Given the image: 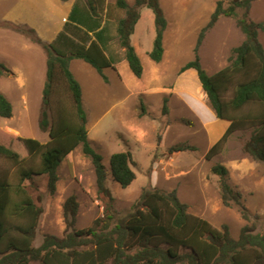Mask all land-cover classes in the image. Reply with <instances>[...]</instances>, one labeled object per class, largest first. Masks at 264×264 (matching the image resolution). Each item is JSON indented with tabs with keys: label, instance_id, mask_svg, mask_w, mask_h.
Returning a JSON list of instances; mask_svg holds the SVG:
<instances>
[{
	"label": "rangeland",
	"instance_id": "obj_1",
	"mask_svg": "<svg viewBox=\"0 0 264 264\" xmlns=\"http://www.w3.org/2000/svg\"><path fill=\"white\" fill-rule=\"evenodd\" d=\"M22 1L0 0V63L10 70L0 78V92L13 106L11 118L0 117V142L15 149L20 147L16 138L34 139L44 144L50 140L49 133L39 127L47 53L32 42L30 34H25L26 28L32 29L39 37L33 28L20 21L25 16V6H18ZM127 1L134 5L135 0ZM218 1L160 0L168 25L164 34L162 64L156 69H153L154 62L149 56L156 37L155 15L151 9L143 7L131 43L142 60L146 75L137 79L128 68L133 80L127 82V90L119 88V76L112 69H104L106 79L98 77L96 70L84 63L82 65L91 74L75 72L88 94L83 104L88 139L103 157L108 173L107 185L115 198L113 224L134 211L143 188L152 187L165 192L175 190L180 201L188 204L191 215L207 220L218 230L227 226L235 239L246 225L254 224L255 233L264 232V164L254 161L243 151L253 128L235 132L222 145L220 152L208 160L206 156L215 144L212 140L220 137L214 125L217 118L195 70L181 73V68L193 59L200 30L209 22ZM100 2L94 1L96 6H100ZM228 5L229 1H225V6ZM238 14L241 16L242 11L239 10ZM250 17L256 22H264V0L252 5ZM259 38L264 46V31ZM244 40L236 19L221 17L207 33L200 48L201 63L206 72L213 75L228 66L231 51ZM124 62L127 65V61ZM72 68L74 70L75 65ZM163 88H186L187 95L167 97V93L163 95ZM234 90L235 85L225 97H232ZM165 99L168 101L167 114L163 111ZM58 102L75 111L64 83L58 86L52 100L53 109L48 112L50 121L56 114ZM255 108L248 107L247 110ZM182 144L191 145L196 150L170 152L171 147ZM126 151L133 156L136 179L123 189L110 174V158ZM23 153L25 168L38 170L40 157L31 156L26 151ZM216 164L228 169L229 183L241 193L242 202L251 214V222L243 219L238 207L223 205L219 177L212 173ZM19 170V166L0 157V174L12 183H17ZM58 176L54 195L47 189L46 176L26 183L37 205L43 209L35 247L41 245L45 235L65 236L63 206L72 195L79 203L77 229L92 227L105 215L106 202L98 195L95 169L91 159L84 155L82 146L62 160ZM255 216L260 219H254Z\"/></svg>",
	"mask_w": 264,
	"mask_h": 264
},
{
	"label": "trees",
	"instance_id": "obj_2",
	"mask_svg": "<svg viewBox=\"0 0 264 264\" xmlns=\"http://www.w3.org/2000/svg\"><path fill=\"white\" fill-rule=\"evenodd\" d=\"M225 1H229L228 6H225ZM256 1H218L209 22L200 30L193 59L181 68V73L195 70L216 118L229 124L208 152V160L220 152L222 145L235 132L253 128L243 151L254 161L264 164V46L259 38L264 31V22H256L250 17ZM88 2L91 13H94L91 1ZM117 5L124 11V17L117 23L118 42L124 49L131 72L140 79L144 67L131 43V36L141 18V9L149 8L155 15L156 37L149 53L155 63H160L164 56V34L168 21L160 0H135L134 5L118 0ZM239 10L242 11L241 16ZM221 17L235 18L245 40L231 51L228 66L209 75L203 68L199 52L207 33ZM25 34H30L32 42L43 47L47 53V76L39 127L49 133L50 140L44 144L34 139L16 138L19 149L0 142V157L20 168L17 183L0 174V264H264V232L255 233L254 224L246 225L239 238L235 239L227 226L218 230L207 220L191 215L188 204L180 201L175 190L165 192L152 187L143 188L134 211L113 224L115 198L107 185V168L103 157L89 142L82 87L70 69L73 59H81L106 79L103 71L112 64L94 41L87 49L78 48L67 53L53 44L44 43L32 29L26 28ZM7 73L10 70L0 63V78ZM61 83L66 85L75 111L58 102L56 114L50 121L48 112H52V100ZM234 85L232 97L226 98ZM167 102L165 99V114L168 112ZM254 106L255 109L247 110ZM12 116L13 106L0 92V117L9 119ZM79 146L94 166L98 195L106 202L105 215L97 219L94 226L77 229L79 203L72 195L63 206L65 236L45 235L41 245L35 247L43 209L37 205L26 183L46 176L47 189L54 195L62 160ZM186 150L194 151L196 148L188 144L170 148L171 153ZM23 151L40 157L38 170L25 168ZM134 164L129 151L115 153L110 158V174L123 189L136 179ZM212 173L219 177L223 205L238 207L243 219L251 222V214L242 202L241 193L229 183L228 169L216 164ZM254 219L259 220L260 216Z\"/></svg>",
	"mask_w": 264,
	"mask_h": 264
},
{
	"label": "crops",
	"instance_id": "obj_3",
	"mask_svg": "<svg viewBox=\"0 0 264 264\" xmlns=\"http://www.w3.org/2000/svg\"><path fill=\"white\" fill-rule=\"evenodd\" d=\"M90 1L91 6L95 9L94 13H91L88 0H23L18 6H25V16L20 18V21L33 28L44 43L53 44L62 52L68 53L78 48L87 49L93 41L96 42L112 64V67L107 69H112L119 76V88L126 89L127 82H131L133 76L128 71V63L126 65L124 62L126 60L125 52L120 47L117 36V23L124 17L123 10L118 7V0H114L115 2L101 0L100 6H96L95 0ZM113 60L116 61L113 63ZM82 63L90 65L84 60L73 59L70 69L82 87L84 104L88 94L75 72L80 75H90L91 71ZM161 64L162 62H154L153 69L158 68ZM74 65L75 71L72 68ZM96 73L103 79L97 70ZM144 75H146L145 70L143 77ZM162 90L163 95L168 94L167 97H172L175 94L187 95L186 88L174 90L163 88ZM214 125L215 129L219 131L220 137L229 127L227 122L218 119ZM220 137L213 139L212 143H216Z\"/></svg>",
	"mask_w": 264,
	"mask_h": 264
}]
</instances>
